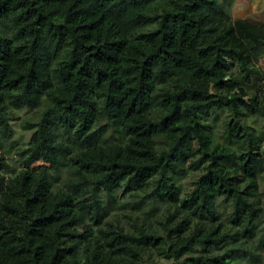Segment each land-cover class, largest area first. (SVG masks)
Here are the masks:
<instances>
[{
    "label": "trees",
    "instance_id": "obj_1",
    "mask_svg": "<svg viewBox=\"0 0 264 264\" xmlns=\"http://www.w3.org/2000/svg\"><path fill=\"white\" fill-rule=\"evenodd\" d=\"M233 1L0 0V264H262L264 18Z\"/></svg>",
    "mask_w": 264,
    "mask_h": 264
},
{
    "label": "rangeland",
    "instance_id": "obj_2",
    "mask_svg": "<svg viewBox=\"0 0 264 264\" xmlns=\"http://www.w3.org/2000/svg\"><path fill=\"white\" fill-rule=\"evenodd\" d=\"M225 9L230 13L233 18L248 17L253 19L264 18V0H234L232 3L225 4ZM261 66L264 68V57L260 60ZM38 116V109L21 110L18 113V119L12 122L14 129V137L6 143L7 155L12 165H17L16 157L17 152L22 147H25L29 142L31 130H24L21 128L20 123L26 119H35ZM260 127L264 129V120H258ZM264 148V143H263ZM42 162H36L34 165H39ZM195 173L189 174L184 178L178 179V185L181 193H185L192 186V181L195 179ZM259 192L264 199V173L259 176ZM262 264H264V253H262ZM157 264H171L169 261L158 259Z\"/></svg>",
    "mask_w": 264,
    "mask_h": 264
}]
</instances>
